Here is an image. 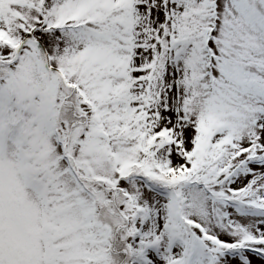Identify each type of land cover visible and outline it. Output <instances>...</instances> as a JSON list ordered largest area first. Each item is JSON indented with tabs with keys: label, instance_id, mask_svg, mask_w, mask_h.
Segmentation results:
<instances>
[{
	"label": "snow or ice",
	"instance_id": "1",
	"mask_svg": "<svg viewBox=\"0 0 264 264\" xmlns=\"http://www.w3.org/2000/svg\"><path fill=\"white\" fill-rule=\"evenodd\" d=\"M0 264H264V0H0Z\"/></svg>",
	"mask_w": 264,
	"mask_h": 264
}]
</instances>
